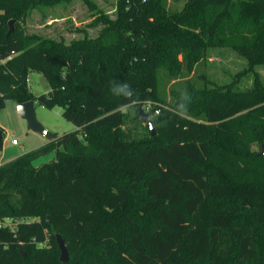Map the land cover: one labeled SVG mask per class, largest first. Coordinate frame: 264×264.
Listing matches in <instances>:
<instances>
[{"label":"trees","instance_id":"obj_1","mask_svg":"<svg viewBox=\"0 0 264 264\" xmlns=\"http://www.w3.org/2000/svg\"><path fill=\"white\" fill-rule=\"evenodd\" d=\"M41 1L0 0V109L58 106L75 130L0 166V221L15 223H0V264H264V157L250 150L264 144V0H117L97 37L68 44L18 28ZM219 47L250 87L188 77ZM33 72L45 94L29 92ZM147 102L155 133L132 139L120 108Z\"/></svg>","mask_w":264,"mask_h":264},{"label":"rangeland","instance_id":"obj_2","mask_svg":"<svg viewBox=\"0 0 264 264\" xmlns=\"http://www.w3.org/2000/svg\"><path fill=\"white\" fill-rule=\"evenodd\" d=\"M183 2L184 0H167V7L170 10H179ZM116 6L117 0H42L36 6L28 9L25 18L17 24L23 35H37L68 44L70 41L81 39L84 36L97 37L104 28V24L96 23V18L106 15L110 19H114ZM12 28H14V20ZM245 68V60L233 49L219 47L210 50L208 58L200 62L196 66L194 74L188 77H191L197 86L202 85L201 76L215 84H225L237 80L236 87L243 90L250 87L252 81L250 74L239 75ZM256 70L264 78V67H257ZM29 79L27 85L32 95L39 96L48 91L49 88L41 74L33 72L29 75ZM162 86L163 91L167 94L169 84L164 83ZM150 104L151 108L159 105L155 102H150ZM15 106L13 101L6 100L4 107L0 109V137L3 136L0 166L22 154L35 150L42 143L48 142L42 136L26 129V123L16 113ZM144 107L145 104L141 106L142 109ZM121 112L125 114L122 129L128 137L137 140L148 135L147 125L140 121L133 107L126 108ZM35 114L43 127L56 136L75 130V127L62 117V109L58 106L47 109L36 104ZM149 119L152 121L151 116ZM12 139L16 140V145L11 144ZM250 150L257 154L260 151V144L251 145ZM48 155L41 156L44 158L37 160L33 165L38 166L48 162L52 158ZM0 223L8 227H14L15 224L9 218L2 219ZM46 237V241L40 247L48 246V233H46Z\"/></svg>","mask_w":264,"mask_h":264},{"label":"water","instance_id":"obj_3","mask_svg":"<svg viewBox=\"0 0 264 264\" xmlns=\"http://www.w3.org/2000/svg\"><path fill=\"white\" fill-rule=\"evenodd\" d=\"M12 22L13 20L8 21V31L9 34L12 31ZM35 105L36 102L33 100H28L23 103L16 104L15 109L16 113L20 118H22L26 123V129L28 131L34 132L42 136L46 141L54 139V134L43 127V125L37 120L35 114ZM138 117L140 121L148 126L150 135H154V122L149 119L148 113L144 112L141 107L137 110ZM258 156L264 157V145L260 146V151L257 153ZM55 241L57 248L59 250V261L66 263L68 260V251L64 244V241L60 234H55Z\"/></svg>","mask_w":264,"mask_h":264},{"label":"clouds","instance_id":"obj_4","mask_svg":"<svg viewBox=\"0 0 264 264\" xmlns=\"http://www.w3.org/2000/svg\"><path fill=\"white\" fill-rule=\"evenodd\" d=\"M113 92L117 95H123L125 97H128V96H131L132 93H131V90H130V87L128 84H122V85H119L118 88H113ZM121 111H125L126 108H121L120 109Z\"/></svg>","mask_w":264,"mask_h":264},{"label":"built area","instance_id":"obj_5","mask_svg":"<svg viewBox=\"0 0 264 264\" xmlns=\"http://www.w3.org/2000/svg\"><path fill=\"white\" fill-rule=\"evenodd\" d=\"M29 81H30V79H29V77H27L26 82L28 83ZM150 109H151V104L147 102V103L145 104V107H144L143 111H145L146 113H148V111H150ZM158 112H159V109H158V108L154 109V110L152 111L151 116H153V115H157ZM149 116H150V115H149ZM11 144H12V145H16V144H17L16 140L12 139V140H11Z\"/></svg>","mask_w":264,"mask_h":264},{"label":"crops","instance_id":"obj_6","mask_svg":"<svg viewBox=\"0 0 264 264\" xmlns=\"http://www.w3.org/2000/svg\"><path fill=\"white\" fill-rule=\"evenodd\" d=\"M45 143H46V142L42 143L41 145H44ZM41 145H40V146H41ZM48 156H52V158H53V154H52V153L49 154ZM44 157H45V156H44ZM44 157H39V158H37L36 160H34V161L32 162V165H33L35 162H37V160H42ZM52 158H51V159H52ZM10 159H11V158H10ZM10 159H9V160H10ZM6 161H7V160H6ZM33 166H35V165H33Z\"/></svg>","mask_w":264,"mask_h":264}]
</instances>
